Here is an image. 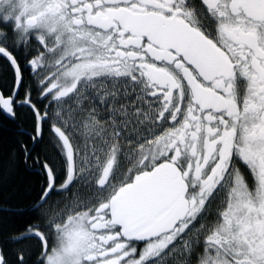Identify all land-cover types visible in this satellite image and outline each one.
I'll use <instances>...</instances> for the list:
<instances>
[{
  "label": "snow or ice",
  "instance_id": "snow-or-ice-1",
  "mask_svg": "<svg viewBox=\"0 0 264 264\" xmlns=\"http://www.w3.org/2000/svg\"><path fill=\"white\" fill-rule=\"evenodd\" d=\"M0 23L40 176L0 264H264V0H0Z\"/></svg>",
  "mask_w": 264,
  "mask_h": 264
},
{
  "label": "trees",
  "instance_id": "trees-1",
  "mask_svg": "<svg viewBox=\"0 0 264 264\" xmlns=\"http://www.w3.org/2000/svg\"><path fill=\"white\" fill-rule=\"evenodd\" d=\"M4 25L0 23V28ZM6 61L0 57V79L8 75ZM31 120L22 124L9 119L0 112V225L7 224L15 227L18 221L5 209L21 207L30 203L34 189L38 186L40 176L34 168L12 159V153L18 148V141H27V132L31 131ZM37 153L52 152V145L48 142L47 134L43 142L35 145Z\"/></svg>",
  "mask_w": 264,
  "mask_h": 264
}]
</instances>
